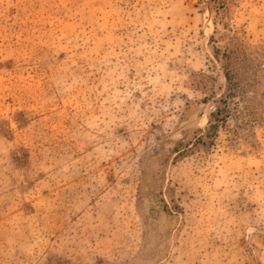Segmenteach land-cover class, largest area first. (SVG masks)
<instances>
[{"label":"rangeland","instance_id":"rangeland-1","mask_svg":"<svg viewBox=\"0 0 264 264\" xmlns=\"http://www.w3.org/2000/svg\"><path fill=\"white\" fill-rule=\"evenodd\" d=\"M0 264H264V0H0Z\"/></svg>","mask_w":264,"mask_h":264}]
</instances>
